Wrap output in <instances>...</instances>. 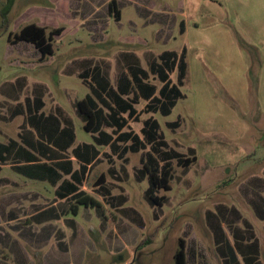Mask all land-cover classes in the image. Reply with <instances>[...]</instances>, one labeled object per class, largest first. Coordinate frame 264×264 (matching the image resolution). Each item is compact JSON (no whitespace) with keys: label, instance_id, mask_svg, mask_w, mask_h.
<instances>
[{"label":"rangeland","instance_id":"1","mask_svg":"<svg viewBox=\"0 0 264 264\" xmlns=\"http://www.w3.org/2000/svg\"><path fill=\"white\" fill-rule=\"evenodd\" d=\"M90 1L100 9L86 4L87 0L79 9L73 1L71 11L61 2L16 0L7 14L8 0H0V119L4 121L0 140L5 146L14 142L26 149L21 144L26 130L36 136L42 130L30 126L29 120L50 119L49 129L58 134L67 131L68 143L72 140L63 151L66 158L71 159L83 145L102 152V160L84 186V192L102 204L101 210L78 205L74 213L75 201L58 199V186L4 169L2 177L11 174L19 185H4L0 195L38 193L41 206L26 201L6 206L7 200L3 201L1 208L7 212L0 214V264H175L180 238L187 245L188 264H264V6L259 7L256 0L207 1L203 6L202 0H192L184 7L189 18L182 19L177 16L176 0H141L137 9L155 4L163 8L147 13L144 24L133 19L138 16L130 12L131 7H124L122 19L116 21L108 7L100 4L107 0ZM241 3L253 11L237 9L233 14L235 5L241 7ZM204 6L223 19L228 36L222 35L219 47L194 45L180 33L181 22L190 29L199 17L206 41L212 38L214 25L201 18ZM32 23L65 29L55 37L53 55L42 58L26 42L10 44V33ZM249 36L260 43H250ZM251 46L257 48L259 57ZM184 50L189 67L181 87L184 98L169 116L144 113L146 102L140 101L135 106L139 120H131L125 129L140 133L144 122L154 117L169 148L197 157L188 168L172 161V188L157 191L156 195L165 197L163 206H158L149 198L148 174L141 164L150 147L120 158L119 150L112 152L96 144L94 134L85 129L87 118L78 110V102L91 94L79 75L99 66L116 87L120 75L128 74L131 66L150 71L151 63L159 62L164 52L181 55ZM171 76L176 83L178 72ZM150 77L158 88L162 86L157 77ZM238 78L250 86L246 95L241 94ZM231 80L235 88L229 85ZM203 89L206 92L200 95ZM252 97L261 105L258 110L253 108ZM35 99L41 101L37 113ZM199 107L204 109L198 111ZM178 120V126L170 125ZM49 137L40 140L54 142ZM32 157L43 160L37 153ZM102 174L109 195L96 186ZM46 199L52 203L43 206ZM57 201L60 204L54 206ZM43 210L58 217L49 221L27 217Z\"/></svg>","mask_w":264,"mask_h":264},{"label":"trees","instance_id":"2","mask_svg":"<svg viewBox=\"0 0 264 264\" xmlns=\"http://www.w3.org/2000/svg\"><path fill=\"white\" fill-rule=\"evenodd\" d=\"M15 1L8 0L7 14ZM108 12L109 16L116 21L121 20L118 0L109 2ZM64 31L63 27L49 28L32 23L23 26L17 33H10L9 42L12 45L20 42L32 44L42 54V58H45L54 54L53 43L55 37L61 36ZM240 41L245 45L243 39L240 38ZM250 49L254 48L250 47ZM185 58V50L181 55L174 51L164 52L160 55L159 62L155 60L151 63L150 71L131 66L128 69V74L122 73L120 75L116 87L110 83V80L103 74L99 66L90 67L80 74L84 83L91 90V94L78 102L79 112L87 118L85 129L94 134V140L98 146L108 147L112 152L119 150L118 156L120 158L128 153L145 151L150 147V150L141 158V164L148 174L149 198L152 203L158 206H163L165 197L156 195L157 191L162 189L170 191L172 188V161L176 160L180 167L188 168L197 161V157L195 155L185 156L169 148L160 132V124L154 117H150L144 122L140 133L125 129L128 128L131 120H139L141 114L135 106L142 100L146 102L144 113H160L163 116L172 114L178 101L184 98L181 87L184 85L188 69ZM176 71L178 76L177 82L174 83L171 75ZM151 74L159 79L162 84L160 88L150 81ZM28 102L29 111H31L32 104H30V101ZM33 104L37 106L35 110V113H37L41 101L35 99ZM179 123L178 120L170 125L178 126ZM64 133L68 134L67 131H64ZM53 139L54 137H52ZM71 142L72 140L70 143H64L65 146L62 151L67 150ZM57 144L62 145L61 141H58ZM90 148L97 151L94 146L83 145L75 150L74 157L80 160L83 149ZM163 148L167 150H163ZM5 149L9 148L4 146L3 150L5 151ZM98 154L99 152H96L91 158L86 159L91 167L93 162L97 160ZM57 156L59 161L53 163L55 166L50 167L52 179L59 178L62 174L70 177L59 186L58 198L66 199L71 195H75L77 199L74 200L75 204L71 206L74 213H77L78 205L101 210L102 204L99 201L84 191H80L85 180L87 165H82L78 170H73V160L69 157H63L60 153ZM111 160L112 158L108 156V162H111ZM96 186H99L108 195L111 194L106 186L105 174L101 175ZM174 260L175 264H188L187 245L183 238L179 239V249L174 255Z\"/></svg>","mask_w":264,"mask_h":264},{"label":"crops","instance_id":"3","mask_svg":"<svg viewBox=\"0 0 264 264\" xmlns=\"http://www.w3.org/2000/svg\"><path fill=\"white\" fill-rule=\"evenodd\" d=\"M74 1L75 3V9H79L81 7H83L85 0H49L50 3L54 4L57 2H61L64 3L68 10L71 11V5L72 2ZM109 1L111 0H107V3H105L104 1L101 2L100 4L103 5V7L107 6L109 4ZM141 0H118V9L121 13V19L123 17V8L124 7H131L130 12L132 11V13H134L135 15H137L138 17H134L133 19L137 20L138 22L143 21V23L145 24V19L147 16V13L152 14L154 12H161L163 8H160L157 6V4L154 5V7L152 8H145V9H137L136 3L138 5L141 4L140 2ZM145 1V0H144ZM207 1H213V2H217V1H221V0H202L201 2V6L204 5V2ZM16 2V1H15ZM192 2V0H176V10H177V16H179L182 19H186L189 18V14L184 10V7L186 5H188V3L190 4ZM222 2V1H221ZM15 4V3H14ZM86 4H89L91 6H94V8L98 11L100 9L98 4L93 3V1L87 0ZM258 4L259 7L264 6V0H256V3ZM14 6V5H13ZM241 7H238V5H235L234 10L232 11V13L234 14L236 12L237 9H240L241 12H250L253 10H250L249 7L253 8L252 6H245L244 4L241 3L240 5ZM204 10H202L203 14L201 16V18L204 20H208L211 21V23L214 25V29L211 31V39L206 41V37L204 35L205 31H201V26L202 23L201 20L199 19V17H197L191 24L190 29L189 26L185 27L183 26V22L180 23V28H181V34L182 36L186 37L187 39H192L193 40V44L194 45H213L216 47H219V45L221 44V40H222V35H226L228 36L227 32L224 30V26L221 25V23L223 22L222 18H219V16L213 14L209 9H207L208 7L204 6ZM12 9V8H11ZM47 10L49 8H46ZM229 12V11H227ZM142 14V16L138 15ZM194 13H198V10H195ZM162 14V13H160ZM173 15V13H172ZM133 21V20H132ZM174 21V19L171 20V23ZM134 22V21H133ZM180 22V21H179ZM178 22V23H179ZM252 32H257V30H253ZM264 33V31H263ZM254 35H257V33H254ZM233 39L232 35L230 34L229 36V41L231 42ZM135 40V39H134ZM247 41H249L250 43H257L259 44L260 41L257 39V37H252L249 36L246 38ZM255 45V44H254ZM252 47V46H251ZM254 49H251V51L253 52V54L256 57L260 56V53L258 52L256 47H253ZM237 55V53L235 54V56ZM243 57V56H242ZM90 68V67H89ZM88 69V68H87ZM189 71V67L187 69ZM85 70H83L84 72ZM196 71L198 72V74L202 77L203 76V71H201V68L198 66ZM82 72V73H83ZM103 74L108 78L109 76L107 74H105V72L102 70ZM80 73V74H82ZM80 76V75H79ZM235 78H237L236 76H234ZM240 91L242 95H246L248 93V87L250 88L249 85L247 84H243V79H240ZM229 85L233 88H235V84H234V80L229 81ZM243 85V86H242ZM230 91V90H229ZM206 92L205 89H203V91H199L200 95H204ZM231 93V91H230ZM253 95V94H252ZM252 102H253V108L254 110H258V106H259V102L258 99H256V97H252ZM221 105L217 104V108H220ZM261 108V105L259 106ZM39 109V108H38ZM204 109L202 107L198 108V111ZM182 119V118H181ZM12 121V120H10ZM8 122V121H7ZM4 123L3 120L0 119V126ZM24 125V124H22ZM21 125V126H22ZM29 125L30 126H41L42 130L37 132V136L35 134L34 131L32 130H26L27 132L24 134V139H22L20 137V135H18L19 138L22 139V143L26 146V149H24L22 146H20L18 143H11L10 150L9 149H5L6 151L3 150V147L5 146L4 143L0 140V189H2L4 187V185H8L11 184L13 186H17L19 185L18 181L19 179H15L11 177H2V174L4 172V169H11V172H16L17 174H20L22 176H25L28 180L31 181H39V182H49L50 184H54L53 187L56 186H60L61 183L66 180L69 179V176H65L63 175L61 172L60 174H62V176H60L59 178L55 177V179H52L51 177V171H50V167L52 163H55L57 161H59L57 158V154L60 153V155L62 154L63 157V147L65 146L64 143H68L69 139L66 137L67 135H65L64 131H61V133L58 134L57 131H55L54 129H49V125H51V120L50 119H33V120H29ZM0 133H1V129H0ZM46 136H50L48 139H52V137H54L53 141L51 142L50 140H47L48 144L42 143L41 140L45 138ZM41 139V140H40ZM58 141L62 142V145H58ZM8 147V146H7ZM8 147V148H9ZM108 148V147H107ZM7 152V154L5 153ZM98 151H95L93 148L90 149H83V151L81 152V157L80 160H77L74 155H71V160H73L74 164H77L76 166L73 164V170H78L82 165H87V172H86V176H85V180L83 182V186L81 187L80 191H84V186H85V182L87 180V177L89 175V173L91 172L92 168L94 166H96L98 164V162H100L102 160L101 155L102 152H99L97 160L95 162H93V166L91 167V165H89L86 161L87 158H91L93 156V154H95ZM37 153L39 156H41L43 158V160H39L37 158L32 157L33 154ZM83 156V157H82ZM23 157H26V159H24ZM103 157V156H102ZM70 159V158H69ZM25 167V170L22 169ZM114 170H111V175H113ZM110 175V176H111ZM106 186L108 187V181L106 180ZM40 194L38 193H27V194H10V195H0V214H2L3 216H5L7 209L2 207L3 201L7 200L5 205L6 206H11V205H21L23 204L24 201H26V204H29L30 206H41L39 205V200H40ZM59 199V198H58ZM66 199H71V200H76L77 198L75 197V195H71ZM60 200H65V199H60ZM46 204H42L44 205H49L51 202V199L47 200ZM58 204H60L59 201H57V203L54 204V206H57ZM13 213H10L9 215H11ZM13 215L9 216L12 217ZM27 217H30L32 219H37V220H43V221H49L52 218H56L58 217L56 214H52L51 211H46L43 210L41 212H39L38 214H34L31 213L30 215H27ZM1 229V227H0ZM0 236H1V231H0ZM1 239V238H0Z\"/></svg>","mask_w":264,"mask_h":264}]
</instances>
